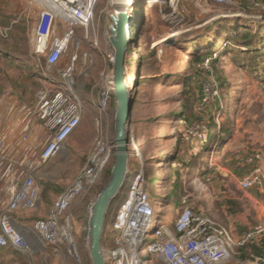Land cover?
Wrapping results in <instances>:
<instances>
[{
  "label": "rangeland",
  "instance_id": "374dc122",
  "mask_svg": "<svg viewBox=\"0 0 264 264\" xmlns=\"http://www.w3.org/2000/svg\"><path fill=\"white\" fill-rule=\"evenodd\" d=\"M235 1L236 6L226 8L182 0L178 9L184 19L178 25L165 23L154 10L146 17L140 32L143 75L137 83V79L134 81L130 117L138 137L143 171L149 175L155 219L158 216L174 220L181 208L179 198L186 195L196 210L228 227L237 237L257 224L264 226V184L258 190L239 187V180L253 167L259 166L264 173V160L259 163L254 158L256 153L264 158V46H257L264 40V24L246 32L241 30L244 29L241 24H237L245 17L219 20L217 15L223 10L244 11V14L256 12L249 9L244 0ZM109 10L107 0H99L94 10L95 30L101 44H105V12ZM39 11V5L32 0H0V102L9 106L25 104L31 111L37 93L56 84L47 75L61 82L58 70L46 69L43 58H37L32 52L33 29ZM208 20L209 24L204 26ZM77 31L80 37L84 36L82 29L77 28ZM175 31L180 35L173 41L158 42L156 49L149 50L152 41ZM228 41L230 43L226 44ZM249 41L252 42L250 47L247 46ZM87 49L88 44L83 40L81 50ZM196 55L213 57V76L221 88L220 99L202 110L198 109L201 87L209 75L200 68V62L192 61ZM105 63L100 54L92 63H76L75 80L78 84L84 83L80 89L84 114L64 149L45 164L50 170L34 173L37 184L64 190L84 165L95 134L94 118L98 115L92 106L98 93L91 91V87L98 81V72ZM111 105H114L113 100ZM182 111L186 118H180ZM209 113L215 124H220L226 131H216L209 138L213 152L204 153L195 160L188 151L187 141L183 140V133L187 127H193L198 130L197 136L202 137L201 129L209 123ZM26 117L18 112L11 120L24 127L21 131L33 120L35 127L32 130L30 126V129L36 138L38 120ZM177 150L180 151L177 157L179 170L174 173L171 164ZM61 154V160H57ZM134 160L131 156L130 163ZM112 161L95 186L80 196L69 211L76 257L67 245L54 253L49 245L40 244L31 254L0 249V264H91L86 245L87 206L107 182ZM225 162L232 169H222ZM115 210L113 204L107 216L106 231ZM73 217L78 218L77 229H74ZM232 257L218 264H240L242 261L237 258V249ZM243 262L264 264L257 257Z\"/></svg>",
  "mask_w": 264,
  "mask_h": 264
},
{
  "label": "built area",
  "instance_id": "2783aa9c",
  "mask_svg": "<svg viewBox=\"0 0 264 264\" xmlns=\"http://www.w3.org/2000/svg\"><path fill=\"white\" fill-rule=\"evenodd\" d=\"M32 1L40 7L33 29L32 52L37 58H43L46 69L58 70L61 82L47 75L53 83L56 82L55 86L39 91L33 110H29V119L38 120L47 134V139L43 142L31 171L0 210V249L7 248L24 254L38 250L37 246L40 245H31L28 238L14 225L12 215L14 212L30 210L36 205L40 189L34 180V173L40 172L46 163L64 149L68 138L81 122L84 105L80 89L84 83L78 84L75 80L76 63L78 61L84 64L92 63L100 54L106 63L98 72V81L91 87V91L98 93L97 98L92 101L98 115L94 118L95 134L85 163L72 182L52 202L48 215L35 219L32 224L33 231L42 240L41 245H49L54 253H58L67 245L69 251L76 257L72 247L74 241L70 207L95 186L110 165L114 154L111 105L113 79L110 66L111 50L107 43L109 36L107 27L110 24L108 17L116 9H121L130 16V21L124 27L125 35L129 40L136 37V42L128 43L125 72L128 78L127 87L133 92L143 75L141 66L144 53L141 52L140 46L143 22L154 10L165 23L178 25L184 19L178 9V4L182 0H114L118 2L117 4L107 0L110 10L105 12V44L98 41L94 24V10L99 0ZM198 1L226 8L237 5L235 0ZM244 1L249 9L256 12L249 15L244 14V11L236 13L246 15L245 19L249 20L261 19L264 2ZM220 16L230 17L226 13ZM77 28L83 30V37L77 34ZM163 38L152 41L149 50L156 49L159 45L157 43ZM83 40L88 44V49L84 51L81 50ZM211 61V56H205L200 62V68L208 73L209 77L202 83L199 110L208 107L219 98V88L212 73ZM131 78L137 79L135 85L129 83ZM197 134L198 130L193 127H187L183 133L185 140ZM128 145L135 160L131 163L129 181L122 202L117 205L114 218L107 231L105 230L108 264H218L226 258H233L235 248L250 241L258 242L264 235V226L257 224L235 237L228 227L196 210L186 195L179 198L181 208L171 223L167 218L162 220L157 216L155 219L148 183L149 175L144 174L138 140L131 131ZM254 158L259 163L264 160L260 153H256ZM263 184L264 173L259 166L253 167L239 180V187L242 190L262 187ZM257 259L264 263V258Z\"/></svg>",
  "mask_w": 264,
  "mask_h": 264
},
{
  "label": "water",
  "instance_id": "95a60500",
  "mask_svg": "<svg viewBox=\"0 0 264 264\" xmlns=\"http://www.w3.org/2000/svg\"><path fill=\"white\" fill-rule=\"evenodd\" d=\"M238 16L237 13H226ZM107 43L111 50L110 66L112 70V139L114 144L113 161L110 175L105 185L98 191L87 206L86 245L91 264H108L105 244V224L113 204L117 207L122 202L129 181L131 169L129 150L130 113L133 92L127 87L125 72L128 43L136 42V37L129 40L125 35V25L130 16L121 9L109 15ZM240 263H244L240 261Z\"/></svg>",
  "mask_w": 264,
  "mask_h": 264
},
{
  "label": "crops",
  "instance_id": "0c3cea01",
  "mask_svg": "<svg viewBox=\"0 0 264 264\" xmlns=\"http://www.w3.org/2000/svg\"><path fill=\"white\" fill-rule=\"evenodd\" d=\"M193 2H195L197 5L199 1L191 0V3ZM202 11L205 10L203 9ZM227 12L228 11H224V10L221 11L219 15H217V18L219 20L225 19L224 17L220 16V14H224ZM229 12L233 13L232 11ZM249 14L250 13H247L246 15ZM246 15L243 14L242 16L245 17ZM242 16L238 14V16H230V17L241 18ZM210 20L206 21L204 23V26L208 25ZM245 20L247 22H253V20H249V19H245ZM227 24H232V23L228 22ZM18 112L19 114H24L25 116H27L26 118L29 119L28 116L29 109L27 105L24 104L23 106H20L19 104L18 105L16 104L14 106H9L8 103L0 102V210L8 203L12 192L22 184L26 175H28L29 172L31 171L32 167L34 166L36 157L42 147V144L47 139V134L41 128L39 122H38L39 133L36 138L33 136L32 130L35 127L33 120L32 123L30 122V126L32 127V130L30 129L29 124L27 123L29 127H26L27 126L26 121H23L25 122L26 129L24 131H21L24 127L22 126L23 127L22 128L21 125L16 124L13 120H11V117ZM129 131H131L133 134L135 131L131 123V117H130ZM134 135L137 137L136 134ZM62 156L63 155L61 154L57 158V160H61ZM49 162H51V160ZM225 163L226 165H224L222 169L224 170L232 169V167H229V163L227 162ZM49 170L50 169L47 167V165H44L41 171L48 172ZM38 186L39 189L41 188V195L39 196L36 205L30 210L14 212L12 215L14 225L17 227L18 230H20V232H22L28 238L29 242L33 246H37L42 243V240L39 238V236L35 234V232L32 229L33 221L38 218H45L48 215L52 202L63 191L57 188L55 189L47 188L44 187L43 185H40L39 183ZM252 189L258 190L259 187H252L249 190ZM75 204L76 201L71 205L70 212L75 207ZM203 213L206 214L205 212ZM73 219H75L73 220V225L75 229L76 225L78 224L76 219L78 218L73 217ZM167 221L171 223V220L167 219Z\"/></svg>",
  "mask_w": 264,
  "mask_h": 264
},
{
  "label": "trees",
  "instance_id": "16d2710c",
  "mask_svg": "<svg viewBox=\"0 0 264 264\" xmlns=\"http://www.w3.org/2000/svg\"><path fill=\"white\" fill-rule=\"evenodd\" d=\"M237 24H241V26H243L244 29H241V30L246 31V32H250L251 30L253 31V29H251V28H254L256 25H257V27L260 28L261 25L264 24V15L262 14L261 19L253 20V22H247L246 20H243V21H239ZM250 45H252V42L249 41L247 46L250 47ZM257 46H258V48H259V46H264V40H261L260 43H257ZM263 49H264V47H263ZM207 56H211V55H207ZM204 57L205 56L196 55V56H193L192 61H196L198 63V62H201V60ZM212 60H213V57H212ZM214 62H215V60L211 61V64H213ZM211 67H212V65H211ZM212 73H213V71H212ZM208 77L209 76H207V78L205 80H207ZM217 84H218V88H219V98L218 99H220L221 88H220L219 83H217ZM216 101H214L213 103H215ZM209 115H210L209 123L203 125L202 129H201L202 137L196 135V136L189 138L188 140H185L184 135H183V140L187 141V144H188V148H189L188 151L190 152V154L193 156V158L195 160L201 158L204 155V153L213 152V150H212L213 143H212V141L210 142L209 138H212V135L216 131H222L223 133H225V131H226V129H221L220 124H218V125L215 124L214 117H213V115H211V113H209ZM180 118H186L183 111L180 113ZM179 152L180 151L177 150V153H176L177 156L172 157L171 167L174 169V173L179 170L178 158H177ZM235 249H237V258L242 260V261L250 259V258H254V257L264 258V235L260 238V240L258 242H255V241L251 242L250 241V242H247L246 244H244L243 246L237 247Z\"/></svg>",
  "mask_w": 264,
  "mask_h": 264
},
{
  "label": "bare ground",
  "instance_id": "6f19581e",
  "mask_svg": "<svg viewBox=\"0 0 264 264\" xmlns=\"http://www.w3.org/2000/svg\"><path fill=\"white\" fill-rule=\"evenodd\" d=\"M111 3H113V4H117L118 2H115L114 0H111ZM120 3V2H119ZM121 4V3H120ZM120 8H122L123 6H119ZM123 9H125V8H123ZM124 12V11H123ZM178 35H180V32H178V31H175V32H173V33H171L170 35H168V36H166V37H164L162 40H160L159 42H161V44L162 43H167L168 41L170 42V41H173V39L174 38H176ZM182 35V34H181ZM158 44V43H157ZM130 80V84H132V85H134V81L136 80V78H131V79H129ZM72 247H73V245H72ZM226 259H228V258H226ZM225 259V260H226ZM232 262H234V261H232ZM235 263V262H234ZM236 264V263H235ZM240 264H242V263H240Z\"/></svg>",
  "mask_w": 264,
  "mask_h": 264
}]
</instances>
